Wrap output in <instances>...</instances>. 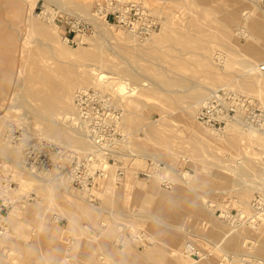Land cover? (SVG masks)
<instances>
[{
	"label": "rangeland",
	"instance_id": "1",
	"mask_svg": "<svg viewBox=\"0 0 264 264\" xmlns=\"http://www.w3.org/2000/svg\"><path fill=\"white\" fill-rule=\"evenodd\" d=\"M32 1L30 5L27 0H0V27L15 40L14 47L0 45V73L8 77L4 88L0 86V179L4 171L1 163H6L11 171L7 177L13 181L10 187L14 188L5 189L0 183V196L5 193L17 199L31 195L24 205L17 203L7 209L10 232L0 237V264H136L128 249L141 255V264H170L168 249H182L185 242L200 249L203 258L184 255L178 264L188 259L197 264L205 258L209 260L205 264H264V221L262 217L248 220L254 213L253 198L264 195V144L255 138L257 133L264 136V116L259 119L254 115L252 123H247L243 112L235 117L239 119L233 125L236 127L227 131L226 123L216 131L208 130L207 136L203 132L211 127L196 119L208 93L221 86L248 97L264 112V81L256 82L241 63L264 60V55L257 54V49L264 47V3L150 1L156 6L158 33L155 39L144 40L146 37L132 39L116 32L129 31L112 24L107 33H97L88 17L75 12L77 0ZM95 1L90 0L89 14ZM166 17L173 22L168 27L162 23ZM33 23L51 27L54 40L45 39ZM85 23L92 26L91 32H83ZM221 31L229 36L221 37ZM48 44L55 53H48V62L58 71L77 63L84 49L96 50L110 76L103 88L115 93L116 105L122 109L124 139L111 146L118 160L90 191H80L69 183L77 196L73 199L57 190L68 184L67 180L52 183L20 169V141L43 134L39 120L28 112L37 97L25 90V57ZM59 74L55 80L70 79L69 74ZM125 87L131 91L124 93ZM74 89L72 106L78 88ZM197 91L204 93L194 96ZM248 124L256 130L235 129ZM11 130L20 140H6ZM60 145L81 154L94 147L91 140L88 145ZM13 148L19 150L17 156L9 152ZM151 161L160 162L163 169L151 171L149 177L137 176ZM161 177L170 179L171 186L161 185ZM240 186L249 188L247 202L235 191ZM193 197L196 204L190 206ZM253 222L258 226L255 229L248 224ZM122 224L130 233L144 231L150 242L118 245L116 236ZM235 227L225 236L226 230ZM234 236L239 242L230 245Z\"/></svg>",
	"mask_w": 264,
	"mask_h": 264
},
{
	"label": "built area",
	"instance_id": "2",
	"mask_svg": "<svg viewBox=\"0 0 264 264\" xmlns=\"http://www.w3.org/2000/svg\"><path fill=\"white\" fill-rule=\"evenodd\" d=\"M150 1L161 4L164 0H96L91 7V15L106 24H112L134 33L139 37H148L158 28L156 6ZM264 3V0H261ZM92 26L85 23L83 32H91ZM264 73V61L257 66ZM130 87L124 88L129 93ZM115 93L108 89L84 88L77 90L73 97L74 110L67 118L85 129L94 147L84 154L76 150L61 146L43 134L34 135L33 139L21 140L20 150L22 161L20 169L26 173L37 175L47 180L65 179L70 185L80 191H90L98 182L107 176L109 168L118 160V156L111 149L112 144L122 141V109L116 105ZM254 110L259 113L254 114ZM243 112H246L243 114ZM243 114V115H242ZM242 115L244 121L252 123L254 115L261 119L264 112L255 107L252 100L231 89L221 86L208 93L202 105L196 112V119L202 124L217 128L230 120ZM257 122H260L259 120ZM7 141L20 140L15 130L8 132ZM264 158V154H263ZM111 161V163H110ZM3 178L0 183L5 189H14L10 185L12 179L10 167L1 163ZM163 169L160 162L151 161L150 167L137 176H151V171ZM1 172V171H0ZM122 174V170L118 171ZM160 184L168 188L172 182L166 177L160 178ZM259 193V192H258ZM31 195H24L17 199L9 198L6 194L0 196V237L8 235L10 226L6 219L7 209L14 204L24 205ZM253 212L248 220L264 217V195L257 194L252 201ZM127 231L124 224L119 227L116 236L118 245L133 241L145 245L150 238L144 231ZM184 252L189 257L200 258L202 252L190 242H185Z\"/></svg>",
	"mask_w": 264,
	"mask_h": 264
},
{
	"label": "bare ground",
	"instance_id": "3",
	"mask_svg": "<svg viewBox=\"0 0 264 264\" xmlns=\"http://www.w3.org/2000/svg\"><path fill=\"white\" fill-rule=\"evenodd\" d=\"M27 1L30 3V5H32V3H33L32 0H27ZM249 1H254L255 2V0H249ZM89 4H90V0H77V2L75 3V12H82V13H78V14H83L85 17H88V19L87 18L86 19L89 20L93 24V26L95 27V31L97 33H100V34L107 33V30L111 29V27H113V26H111L110 24H106V23L102 22L101 20L93 17L91 15V13L89 14V12L86 11ZM1 14H2V11H1ZM162 23H163V26H166V27H168V26L173 24L172 20L169 19L168 17L163 19ZM32 27L37 29V30H39L41 32V34L44 36L45 39L54 40L55 36H54V33L51 31L52 30L51 27L50 28H43V25L40 24V23H33ZM1 28L2 27H0V45L4 46L6 48L7 47H14L15 46V40H14L13 36L10 33H8V32L2 31ZM16 29L17 28H15V30ZM115 31L116 32H120L123 35L128 36V37H130L132 39L136 36L134 33L130 32V31L129 32H125V31H121L119 29L115 30ZM126 31H127V29H126ZM157 33L158 32H153L151 35H149L148 37L143 38V39L144 40L145 39H151V40L155 39L157 37L156 36ZM77 35L80 38H82V39L83 38H86V39L89 38V36H87V35H82V34H77ZM220 36L225 38V37H228L229 34L227 33V31L226 32L225 31H221ZM210 37H214V35H211ZM63 41H62V43H63ZM41 51H44V52H41ZM21 52L23 53V49H21ZM48 53L49 54L52 53V50L50 48V44L44 46L43 48L38 49V51H33V52L28 53V55L26 56L27 59L25 57V60H27V63L25 65V73L27 71V73H26L27 76H25V78H24V82L26 84L25 90L28 91L30 96L37 97V101L33 102V104L29 105L28 112H29V114H31L30 116L35 117V118H37L39 120V123H41L40 127L42 129L43 134L48 136L49 138H52L53 141L55 140L59 144H63V145H69L70 142H72V143H80V144H83V145H88L89 141H90L88 133L84 132L85 130L82 127L79 128L76 125H74L76 127H73V125L67 121V118L69 117V113L73 109L72 102H71V95L73 93V90H75L74 88H78L76 90H80V89H84L85 87L98 86V87H92V88L104 89L103 87L104 86L106 87L108 85L107 81L110 78V76L104 70V66L105 65H104L103 62H101L99 60V53L96 50L89 51V50H85L84 49L79 54V56L77 57L78 58V62L77 63H75V61L73 60L74 61V65L72 67H66V68L65 67H61V68H59V71L56 70L51 65L52 63L50 64L48 62V59H49V54ZM52 54H55V53L53 52ZM257 54L259 56H263L264 55V47L263 46H261V47H259L257 49ZM263 61L264 60H262L261 62L256 63L254 60H248L247 59L246 61H244L245 63L243 62V60L241 62L242 64H245V66L243 65V67H246L247 71H249L256 78L255 79L253 77L256 82L261 81V80L264 81V77H263V74H262L263 72H259V70L257 69V66L260 63H262ZM7 63L10 64V66L12 65V61L9 60V59H8ZM242 70H243V68H242ZM59 73H61V74L65 73L67 75L69 74L70 75V79H67L65 81L55 80V78L58 75H60ZM6 78H8V77H7V74L5 72L0 73V86H1L2 89L4 88L3 86L6 83ZM166 82H169V80H167ZM75 85H79V87H75ZM241 89H243L242 86H241ZM203 93H204L203 91H197V92L194 93V96H202ZM29 100H30V97H29ZM25 113H26V111H25ZM237 121H239L238 118H234V119L230 120L229 122H227V124L225 125L226 127H224V129H226L227 127H228L227 131L230 130V129H233V127H236V126H233V125L234 124L237 125V123H238ZM262 121H264V120H262ZM241 127H243V126H241ZM81 129H82V131L84 133L80 132ZM235 129H238L239 131L246 130L248 132H252L253 130H256L251 125L249 126V124L244 129L239 128L238 126ZM251 129H253V130H251ZM208 130L209 131H216V128L206 129V131L203 132V134L205 136H207V131ZM239 131H237V132H239ZM255 138H257L259 140L260 144H264V136H260V134L257 133V136H255ZM230 141L234 142L233 139H231ZM230 141L227 140V143H230ZM17 150L18 149H14L13 148V149H10L9 152L12 155L17 156L18 153H19V152L17 153ZM263 160H264V158H263ZM52 183H53V181H52ZM47 184H49V183H47ZM247 184H249V182ZM54 185H52V186L54 187ZM63 185L61 187L59 186V188H57V190L61 189V191L65 192L66 198L68 197L67 199H73V197H75V195H74L75 193H73L72 188H69L70 187L69 186V181H68V184L66 183V185L65 184H63ZM109 185L111 187V184H109ZM179 185H180V183H179ZM256 186L254 188H256ZM151 187H153V186H151ZM258 187H257V189H259ZM181 188H182V186H181ZM261 188L263 189V187H261ZM4 191L5 190L3 189V192ZM235 191L237 192L238 197L240 198V200L247 202V199L249 197V188L248 187L240 186V187L236 188ZM3 194H5V193H3ZM75 198H77V196ZM80 199H82V198L80 197ZM138 204H139V202H138ZM195 204H196V198L193 197V200L190 202V206H195ZM75 205H77V204H75ZM143 206H146V205H143ZM81 207L82 206H80V208ZM221 214L224 215V212L221 213ZM224 216H228V215L225 214ZM262 219L264 221V217H262ZM252 221H256V220L253 219ZM249 222H251V221L249 220ZM248 224L253 226L254 229L258 227L256 225V222H253L252 224L251 223H248ZM103 225H105V224H103ZM167 226H169V224H167ZM236 227L232 228V229H229V230H226L225 231V236L230 234L233 230H236ZM105 230H108V229H105ZM179 231H181V229ZM239 235H240V233H239ZM240 237H242V236H240ZM235 238H236V236L231 238V240L229 241L230 245H236L235 243L239 242V241H236ZM125 245H126V243L124 244V246ZM183 247H184V245H183ZM215 247H217V246H215ZM182 249H178V248H175V247H172V248L168 249V251L170 250V256H171L169 259L172 258L169 261L170 264H178L179 261H181V258L184 255H185V257L188 256L184 252V250H182ZM128 254H130V255H132L134 257V262L136 264H141V255L139 253L134 252L131 249H128ZM248 254L249 253L247 252V255ZM116 258L119 260V259H122V256L116 255ZM166 258H165V260H166ZM201 258H203V256H201ZM212 258H213V256H212ZM210 260H211V258H210ZM208 262H209V260L207 261L206 258H205L204 261H201V262H199L197 264H205V263H208ZM194 263H196V262H194V261L192 262V260H189V259H188V261L186 260V261L182 262V264H194Z\"/></svg>",
	"mask_w": 264,
	"mask_h": 264
}]
</instances>
